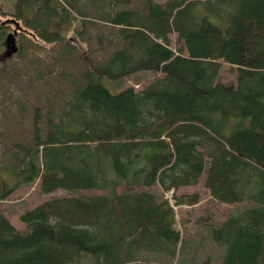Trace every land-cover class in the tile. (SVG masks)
<instances>
[{"label": "trees", "instance_id": "1", "mask_svg": "<svg viewBox=\"0 0 264 264\" xmlns=\"http://www.w3.org/2000/svg\"><path fill=\"white\" fill-rule=\"evenodd\" d=\"M12 15L21 28L0 19L1 41L29 34L71 65L49 67L67 96L37 105L9 153L48 197L21 212L25 230L0 205V264H82L85 253L91 264H172L185 244L174 204L200 199L178 191L197 185L243 203L210 226L220 264H264V0H17ZM71 33L102 54L77 71ZM223 63L235 81L218 79ZM143 70L161 74L139 89L104 83ZM14 189L1 186L0 203Z\"/></svg>", "mask_w": 264, "mask_h": 264}, {"label": "rangeland", "instance_id": "2", "mask_svg": "<svg viewBox=\"0 0 264 264\" xmlns=\"http://www.w3.org/2000/svg\"><path fill=\"white\" fill-rule=\"evenodd\" d=\"M16 2L17 0H0V19L15 26L12 13ZM136 4H139V2H136ZM208 19L217 25L220 22H226L224 18L211 13L208 14ZM106 26L103 23V27L106 28ZM16 27L18 29L21 28L18 25ZM73 35L71 33L72 40L79 48L77 51L80 57L78 59L79 64L75 67L81 68H76L77 71L85 68L83 65L92 64L102 54L98 51L94 53L92 58L87 53L88 44L81 42L79 38ZM171 36L172 46H179L181 43L177 40V34L173 32ZM21 42L25 43L23 50H20ZM15 43L18 45L13 51L15 53L7 54L5 53V43L0 40V187L15 188L7 198L1 201L0 205L2 211L14 225L20 230H25L27 227L20 219L21 212L39 203L48 195L41 191L39 178L35 181L28 178L29 169L26 166H15V157H9V153L14 149V140L28 133L30 119L37 112V109H35L37 105L43 106L44 104L46 106L47 99H52L56 96H67L68 87L49 72V67L69 69L71 64L69 61H65V59L63 61L57 57V51L54 48L51 49L53 46L51 43L35 39L29 34L23 38L18 36ZM96 44V41H93L91 45L95 46ZM18 49L19 51H17ZM12 66H14L16 71L9 77L7 73ZM160 74V71L143 70L123 77L120 80L104 79V83L114 92L129 85L139 89ZM236 75L237 70L234 65L223 63L218 79L224 82H233L236 80ZM141 188L136 186L135 189ZM194 189L199 190L200 198L199 202L194 204H176L174 190L164 192V196L175 203L176 226L183 232L182 235L185 239L183 254L178 259L173 260L172 264H198L208 256L213 258L212 264H220L222 249L214 243L210 226L223 220L229 213L242 206L243 203H239L240 206L223 203L215 199L202 185L183 186L178 192L190 193ZM62 192L64 191L57 190L56 193L60 194ZM95 192L100 193L102 191L100 189H81L74 193L90 194ZM88 256L91 257L87 253L84 254L82 264H91ZM148 257V261L143 260L144 258L141 261L157 262V257L160 256L153 253L149 254Z\"/></svg>", "mask_w": 264, "mask_h": 264}, {"label": "water", "instance_id": "3", "mask_svg": "<svg viewBox=\"0 0 264 264\" xmlns=\"http://www.w3.org/2000/svg\"><path fill=\"white\" fill-rule=\"evenodd\" d=\"M5 43L7 46H13L15 45V36H14V33H9L7 36H6V39H5Z\"/></svg>", "mask_w": 264, "mask_h": 264}]
</instances>
